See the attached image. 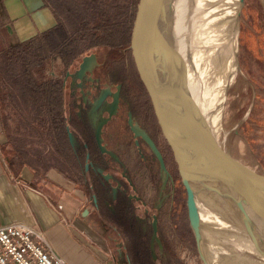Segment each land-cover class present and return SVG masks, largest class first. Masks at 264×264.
Instances as JSON below:
<instances>
[{
  "label": "rangeland",
  "instance_id": "1",
  "mask_svg": "<svg viewBox=\"0 0 264 264\" xmlns=\"http://www.w3.org/2000/svg\"><path fill=\"white\" fill-rule=\"evenodd\" d=\"M55 1L57 3L61 2V0ZM134 1L135 0H98V8L89 11L87 16L88 19H86L85 22L88 25H92L94 17L100 24L101 20L105 19L108 14L114 15L115 20H128L134 14V22L139 0H136V6L133 5ZM108 5H110L111 9H109ZM113 7H116L114 8L115 10ZM71 15V12L61 11L57 8L56 11L51 10L50 16L48 15V25L53 23L54 18L58 20V17H60L58 23L63 25L62 29L54 30L47 36L48 56L49 51L59 49L61 34L68 36L70 32L75 30L74 23L69 19ZM31 22H36L33 17ZM234 24L236 52L238 51L239 39V51L235 58L236 61L234 62L239 66L240 70L237 71L232 82H230L225 90L221 87L220 92L218 91L220 87L215 86L216 84L218 85V79L221 76V67L216 58V52L210 57L206 56L201 58V55L198 56V66H196L195 63L194 66L192 65V69L195 70L193 71V73L195 72V77L199 75L197 78L198 80L196 78V80H194L196 86L199 85L200 89L203 87L202 90L199 91L208 102L212 100V96L207 94V92L211 90V87L217 88V92H219L218 104L215 105L211 103L214 110L211 111L210 109V111L212 115L216 114L217 125L216 122L215 125L229 149L245 158L251 164L264 170L263 165L255 161L253 162L252 160H255V158L251 155H247L251 154L249 149L246 148L245 150L244 147L242 148L243 143L240 134L239 132H235L237 122L241 119L251 103L255 88L257 89L259 87L261 89L260 84H264V0H244L243 2H241V0H235ZM238 28L239 38L237 39ZM39 36L38 34L24 41L31 39L38 41L40 40ZM79 42L82 53L72 64L77 65L78 62L82 63L85 56L93 55L97 62L94 68L86 71L80 76L78 74L81 68L80 64L78 68L72 70L70 74L65 77V65L61 63L59 55L52 54L48 57L46 77L47 81H53V83L65 81V87H62L61 90L64 99L66 93V96H69L71 101L73 100V114L76 115L77 111L82 110L84 107L87 119L92 123L97 132L100 125H102L107 117L112 115V112L115 111L118 99V93L113 89V81H111L105 73L100 72L99 68L102 63H107L113 60V58H117L120 52L117 53L107 47H102L101 51H97L95 48L90 47V39H85L84 41L80 40ZM199 47L200 46H198V48ZM122 52H125L124 63L127 72L133 76L134 81H137L139 77L130 47L128 46L123 49ZM209 54L210 53H208V55ZM245 78H248L250 81H247ZM222 80L225 82L228 81L226 77H222ZM16 83L18 84V82ZM263 89L264 88L261 90ZM144 92V89H142L141 96L138 100H150L148 95ZM54 97L56 113L58 115H55V119L50 120V123L46 122V120L43 121L44 116H41L38 121H34L37 112L35 113L32 109L33 105L36 103L26 95L25 100H22L23 98L21 97L22 99L20 98V100L16 101V105H11L10 108L7 109L12 117L11 125L15 131L31 134L30 159L32 164L42 167L40 175L35 176V178L41 183L44 194L49 196H54L56 194L60 195L59 189L56 188L53 179H62L66 187H64V189H71L68 190L67 193V196L72 198V200L70 199L69 201L72 203L71 206H73V203L78 202L79 204L78 208H76L75 217L80 221V224L86 228L98 242L108 248L111 259L118 261L119 264H124L125 256L123 255L124 252L122 254L121 248L126 240L123 239L122 235L111 232L106 233V226L93 220L95 217L94 214L91 216L87 215L86 217L83 215V211L89 209L93 192L84 181L85 172L83 171L85 170L83 163L82 165L77 164L73 159V155L71 154L72 151L68 143V134L69 137H71V133L73 137V133L68 130L67 134L60 97L59 99L56 95ZM238 108L239 110H237ZM126 112L127 111L122 113L124 117V130L121 135L118 136L120 137L118 139L119 141L116 139L117 141L112 142L107 146L108 148L103 143V147L107 148L115 158L113 159L110 157V161L108 157H106V161L111 168H115L122 172L127 169V173H129L128 176L133 180V187H130L128 189L129 191H124V193L136 194L147 201L146 208L148 210H146V208H136L138 218L135 220L132 231L127 233L131 235L129 238L127 237L131 243L136 244L137 237L139 236L138 239H141V243L146 245L145 248H143L146 251L145 259L142 261V257L134 252L131 258L133 262L129 264H204L198 253L191 225L186 189L181 180L173 152L162 134L158 121L155 119V115V127L152 131L157 138L159 148L155 146L161 155L163 163L160 156L154 150L158 159L149 160V165H147V162L141 159L140 153L134 145V139L128 142V144L125 141L127 137L132 138V134H130L131 130L126 122ZM135 129L137 132L141 131L136 126ZM102 130L103 127L100 128V131ZM126 133L129 135L127 134V136ZM144 136L146 137L145 134ZM142 147L144 149L143 151L148 155V159H150L149 155L151 154L145 150L144 146ZM115 148H118L120 153L114 152ZM60 174L63 178L59 176ZM112 187L115 186L113 185ZM121 189H123V187H121ZM109 190L110 187L109 189H105L102 195L104 197H110L111 193ZM86 218L89 219V222ZM90 223L96 224V229H93ZM255 223L261 231L259 224H262V222L255 221ZM244 232L245 241L249 244L250 240L248 233L246 231ZM203 235L206 237L205 241L202 239L203 250L212 264H264V260L261 259L263 256L262 254H252L243 245L232 241L230 237L224 239L210 233ZM156 241H158V245ZM149 242L151 244L155 243V246H151L153 254H150L149 250H147ZM109 243L112 245L109 246ZM255 250L257 251V249Z\"/></svg>",
  "mask_w": 264,
  "mask_h": 264
},
{
  "label": "water",
  "instance_id": "2",
  "mask_svg": "<svg viewBox=\"0 0 264 264\" xmlns=\"http://www.w3.org/2000/svg\"><path fill=\"white\" fill-rule=\"evenodd\" d=\"M181 1V10H186L190 0ZM159 4L166 6V0H139L129 47L185 186L198 253L204 264H212L203 250L196 194L264 223V170L234 153L220 136L210 107L189 86L186 65L157 22ZM159 13L169 17L171 11L166 6ZM100 128L101 125L97 131L99 141ZM146 138L161 158L153 141ZM86 213L87 210L83 215ZM257 229L254 224L246 232L254 247L264 255V241Z\"/></svg>",
  "mask_w": 264,
  "mask_h": 264
},
{
  "label": "crops",
  "instance_id": "3",
  "mask_svg": "<svg viewBox=\"0 0 264 264\" xmlns=\"http://www.w3.org/2000/svg\"><path fill=\"white\" fill-rule=\"evenodd\" d=\"M51 10L54 11L45 0H0V52L29 37L39 34L41 38L56 26V18L48 25ZM32 17L35 23L31 22ZM260 87L264 88V84ZM261 89L255 88L235 132L240 134L242 148L249 149L251 154L247 155L255 158L251 160L264 166V89ZM13 92L10 84L0 81V224L24 221L44 231L50 245L66 264H119L111 259L108 248L75 217L79 204L71 206L72 198L67 196L71 189H64L62 179L52 178L60 195L44 194L41 183L35 178L42 167L32 164L30 159L31 134L15 131L11 125L12 117L7 109L19 100Z\"/></svg>",
  "mask_w": 264,
  "mask_h": 264
},
{
  "label": "flooded vegetation",
  "instance_id": "4",
  "mask_svg": "<svg viewBox=\"0 0 264 264\" xmlns=\"http://www.w3.org/2000/svg\"><path fill=\"white\" fill-rule=\"evenodd\" d=\"M102 47H107L117 53L120 52V54L110 62L102 63L99 68L100 72L105 73V75L113 81V89L118 93L115 111L112 112V115L108 116L105 122L101 125L103 127V130L99 133L101 140L99 141L96 129L87 119L84 107L82 110L77 111L76 115L73 114L72 108L74 102L73 100L71 101L69 96H66V93L65 99L62 95L61 108L67 134L68 130L73 133L72 138L69 137L68 134V143L72 151L71 154L77 164L82 165L83 163L85 170L83 171L85 172L84 181L88 188L93 192L89 209H85L87 210V213L84 216L86 217L87 215L91 216L94 214L95 217L93 220L104 224L106 226V233L111 232L122 235L123 239L126 240L121 248L122 254L124 252L123 255L125 256L124 264H129L133 262L131 258L133 257L134 252L142 257V261L145 259L146 251L143 248H145L146 245L141 243V239H138L139 236L137 237L136 244L131 243L128 240L131 235L127 233L132 231L135 220L138 218L136 208H146L147 201L136 194L124 193V191L128 192L130 187H133V180L128 176L129 173H127V169L122 172L115 168H111L109 163H107L106 157H108V160L110 161L111 158L115 159L113 154L108 151L107 146L120 138L118 136L121 135L124 130V117L122 116V113L127 111L126 122L131 130L130 134H132V138L127 137L129 134L126 133V135H128L126 136L127 138L125 141L128 144V142H131L134 139V145L137 147L141 159L146 161L147 165H149V160H157L158 157L154 152L151 143L144 134L159 148L157 138L152 131L155 127L154 121L155 119L157 120V118L154 119L155 114H153L154 109L151 100H138L141 96L142 89H144V93L147 95L148 93L140 78L137 81H134L133 76L127 72L124 63L125 52H122L123 49L127 47L121 45L98 44L94 48L97 51H101ZM96 63L95 56H87L84 59L82 68L79 69L78 74L82 76L86 71L93 69ZM80 64L81 62H78L77 65L72 64L70 68L65 69V77H67L72 70L78 68V65ZM61 83L62 87H65V81H62ZM148 98L150 99L149 95ZM135 126L141 131L137 132ZM103 143L107 148L103 147ZM142 146H144L145 150L151 154L149 155L150 159H148L146 152L143 151L144 149ZM114 152L120 153L118 148H115ZM113 185L115 187H112ZM109 187L111 196L104 197L102 194L105 189H109ZM121 187H123V189H121ZM146 210L148 209L146 208ZM90 225L92 228L96 229V224L90 223ZM156 242L158 245V241ZM110 245L112 244L109 243V246ZM147 246V250H149L150 254H153L151 246H155V243L151 244L149 242Z\"/></svg>",
  "mask_w": 264,
  "mask_h": 264
},
{
  "label": "bare ground",
  "instance_id": "5",
  "mask_svg": "<svg viewBox=\"0 0 264 264\" xmlns=\"http://www.w3.org/2000/svg\"><path fill=\"white\" fill-rule=\"evenodd\" d=\"M171 1L166 0V6L171 11L169 17L160 16L161 12L158 14L164 7L166 8V6L159 4V11L156 15L157 22L162 32L180 53L187 68L185 76L189 86L196 89L199 93L198 95L205 100L211 111H213L211 103L218 104V93L221 91V87L225 90L234 79L237 71L240 70L239 66L234 62L239 51V28L237 33V52L234 35L235 0H190L186 10H181V0ZM198 46L200 47L198 48ZM207 52L210 54L208 55ZM215 52L221 67V76L218 79V85L216 84L215 86L220 88L218 89L219 92H217V88H210L211 90L207 94L212 96V100L208 102L199 91L203 87L200 89L199 85H197L198 87L196 86L195 80L199 75L195 77V72L193 73L195 70L192 69V65L194 66L195 63L198 66L199 55L202 56H200L201 58L210 57ZM222 77H226L228 81H223ZM213 116L214 122H216V114ZM196 205L200 213V231L204 241L206 237L203 234L206 233L215 234L224 239L230 237L232 241L243 245L252 254H262L255 250L256 248L251 241L248 244L243 235L249 226H254L255 224V227L258 228L253 218L254 216L251 215L250 219L237 209L214 204L199 194H196ZM262 224H259L261 231L257 229V232L260 236L259 238L264 241V223ZM261 259L264 260V255Z\"/></svg>",
  "mask_w": 264,
  "mask_h": 264
},
{
  "label": "trees",
  "instance_id": "6",
  "mask_svg": "<svg viewBox=\"0 0 264 264\" xmlns=\"http://www.w3.org/2000/svg\"><path fill=\"white\" fill-rule=\"evenodd\" d=\"M45 2L54 11L57 8L61 11L71 12L72 15L69 19L74 23L75 30L68 36L61 34L59 49L49 51V56L47 36L54 30L62 29L63 25L59 23L47 30L38 41L31 39L2 50L0 52V81L10 84L14 90L13 94L15 93L19 100L21 97L22 100H25L27 95L29 99L35 101L36 104L33 105L32 110L37 112V115H35L34 121H38L41 116H44L43 121L46 120L50 123V120L55 119V115H58L54 96L56 95L58 99L60 97L61 101L63 92L61 90L62 83L47 81L48 57L52 54L59 55L61 63L68 69L82 53L80 40L90 39L91 48L98 44L128 47L134 14L128 20H115L114 15L108 14L100 24L93 17L92 25H88L85 21L88 19L89 11L98 8V0H61L59 3L55 0H45ZM133 5L136 6V0ZM108 7L111 9L110 5ZM59 19L60 17H58ZM8 94L11 95L10 92Z\"/></svg>",
  "mask_w": 264,
  "mask_h": 264
},
{
  "label": "built area",
  "instance_id": "7",
  "mask_svg": "<svg viewBox=\"0 0 264 264\" xmlns=\"http://www.w3.org/2000/svg\"><path fill=\"white\" fill-rule=\"evenodd\" d=\"M0 264H66L44 231L24 221L0 224Z\"/></svg>",
  "mask_w": 264,
  "mask_h": 264
}]
</instances>
